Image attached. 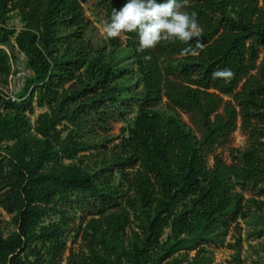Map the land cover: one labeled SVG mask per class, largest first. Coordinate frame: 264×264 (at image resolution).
Returning <instances> with one entry per match:
<instances>
[{
  "label": "trees",
  "instance_id": "obj_1",
  "mask_svg": "<svg viewBox=\"0 0 264 264\" xmlns=\"http://www.w3.org/2000/svg\"><path fill=\"white\" fill-rule=\"evenodd\" d=\"M125 2L97 0L95 14L106 23ZM181 5L202 29L189 42L202 44L196 55H181L189 44L179 41L139 52L134 32L98 44L80 0H0V207L15 224L7 237L0 229V264H59L69 221L59 206L75 196L92 217L86 252L67 264H211L206 245L244 211L238 190L264 195V0ZM16 49L33 75L13 101ZM124 49L128 65L117 60ZM223 68L232 76L213 79ZM34 101L45 112L32 124ZM134 113L106 156L112 124ZM238 129L247 144L228 164L215 151ZM132 215L139 232L127 244ZM198 243L192 259L175 257Z\"/></svg>",
  "mask_w": 264,
  "mask_h": 264
},
{
  "label": "rangeland",
  "instance_id": "obj_2",
  "mask_svg": "<svg viewBox=\"0 0 264 264\" xmlns=\"http://www.w3.org/2000/svg\"><path fill=\"white\" fill-rule=\"evenodd\" d=\"M81 4L85 10L86 17L91 20L95 29V41L98 44H103L108 42V37L104 33L105 22L100 16H96L95 10L97 5V0H80ZM9 26H15L17 29H21L22 25L19 22L18 18L13 17L8 21ZM123 41H125V36L121 34L119 36ZM14 42V40H12ZM125 47V45H124ZM10 52V49L7 47ZM16 62L13 66V71L15 76L12 77V89L13 91L16 88H22L26 78H29L33 75L32 71L27 67V59L24 54L15 50ZM129 52L124 49L118 54L117 60L120 65H128L127 58ZM137 77H133L132 81L129 83L130 88H138V82L136 81ZM136 84V85H135ZM19 88V89H20ZM18 89V90H19ZM127 104L131 106L134 105L132 101L126 99ZM35 108V114L31 115L32 124L35 123L37 116L43 112L45 109H39L36 107V102L32 103ZM136 114L126 115L123 120L117 119L112 124V130L108 135L109 144L108 150L105 151L106 156H110L112 151H117L115 148L121 141L123 136H126L127 133H124L125 130H128V127L131 125V122L135 118ZM183 120L186 123H189V119L185 114H182ZM247 144V137L245 134L238 129L231 136L230 141L225 146L218 148L215 153L222 157L228 164L231 163L230 150L232 148L244 149ZM91 152L87 153L90 155ZM84 154H81L79 157H82ZM93 166L96 160L90 158L88 160ZM213 158L210 159L209 165L212 166ZM133 171V170H129ZM119 175H115L116 183L119 184ZM123 187V195L133 196V191L128 188L127 185ZM242 193L244 197L243 206L244 211L239 215L238 219L231 224L227 235L225 236L223 242L216 244L206 245V253L211 259V264H264V209L260 210L261 203H264V195L259 196L255 190H238ZM67 210L69 214V221L67 226L64 229L63 237L66 241V249L62 255V259L59 264H67L68 259L72 253L79 256L83 255L86 252V243L83 240V228L87 220L91 216L92 209L83 205L82 198L80 196L73 197L70 204L64 205L60 203V206ZM61 216L56 215L49 217L46 222H58L60 221ZM0 229L3 232L4 236L7 237L15 231V224L12 220V216L7 214L0 207ZM133 232H139L138 222L134 219L133 215L131 217V223L127 229L125 240L127 244L132 239ZM170 235V230H167L163 241L167 239ZM240 240V242H238ZM202 245L199 243L196 244L191 249H186L175 254V257L182 258L187 256L188 259H192L199 248ZM185 264V263H183Z\"/></svg>",
  "mask_w": 264,
  "mask_h": 264
},
{
  "label": "clouds",
  "instance_id": "obj_3",
  "mask_svg": "<svg viewBox=\"0 0 264 264\" xmlns=\"http://www.w3.org/2000/svg\"><path fill=\"white\" fill-rule=\"evenodd\" d=\"M181 0H126L118 10L112 8L110 19L104 25L108 38H116L122 33H136L137 51L156 47L162 41H179L189 44L201 35L195 13L181 10ZM202 44L197 39L196 46L181 49V55H196ZM146 60L150 56L144 57ZM212 78H230L229 68L217 69Z\"/></svg>",
  "mask_w": 264,
  "mask_h": 264
},
{
  "label": "built area",
  "instance_id": "obj_4",
  "mask_svg": "<svg viewBox=\"0 0 264 264\" xmlns=\"http://www.w3.org/2000/svg\"><path fill=\"white\" fill-rule=\"evenodd\" d=\"M20 88V87H19ZM19 88H16V90L15 91H13V95H12V100L14 101V100H16V94L21 90V88L19 89ZM19 89V90H18Z\"/></svg>",
  "mask_w": 264,
  "mask_h": 264
},
{
  "label": "water",
  "instance_id": "obj_5",
  "mask_svg": "<svg viewBox=\"0 0 264 264\" xmlns=\"http://www.w3.org/2000/svg\"><path fill=\"white\" fill-rule=\"evenodd\" d=\"M0 48H1V47H0ZM6 49H7V48H6ZM7 51L9 52V50H8V49H7ZM11 79H12V76H11ZM11 79H10V80H11Z\"/></svg>",
  "mask_w": 264,
  "mask_h": 264
},
{
  "label": "crops",
  "instance_id": "obj_6",
  "mask_svg": "<svg viewBox=\"0 0 264 264\" xmlns=\"http://www.w3.org/2000/svg\"><path fill=\"white\" fill-rule=\"evenodd\" d=\"M24 86V85H23Z\"/></svg>",
  "mask_w": 264,
  "mask_h": 264
}]
</instances>
